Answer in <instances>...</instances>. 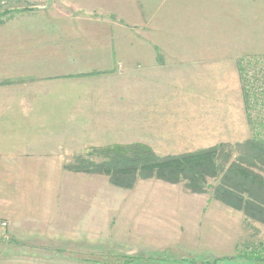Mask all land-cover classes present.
Listing matches in <instances>:
<instances>
[{
    "label": "crops",
    "instance_id": "crops-1",
    "mask_svg": "<svg viewBox=\"0 0 264 264\" xmlns=\"http://www.w3.org/2000/svg\"><path fill=\"white\" fill-rule=\"evenodd\" d=\"M160 1L61 0L20 8L1 19L0 217L10 222L9 245L26 249L17 262L4 264H107L87 256L96 252L108 258L112 248L106 245L116 242L108 233L130 234L131 243H122L130 255L164 244L154 235L165 233L164 217L158 214L159 220L151 221L153 212L140 204L124 217L122 211L112 215L106 194L86 210L76 208L72 192L54 199L58 194L52 191L49 197L56 203L42 214V204L26 195L27 185L41 184L28 178L29 170L58 169L52 176L58 183L68 158L64 154L76 149L143 142L158 153L163 150L155 148L158 138L180 141L179 134L165 129H181V124L162 122L168 114L154 104L153 96L161 95L159 82H144L136 69H149L159 74L157 79L169 73L165 62L189 51L156 50L153 44L148 47L150 42L172 39L176 31L182 38L201 39L197 33L206 27L213 32L217 26L212 18L217 3ZM130 25L141 29H127ZM108 77L114 80L108 82Z\"/></svg>",
    "mask_w": 264,
    "mask_h": 264
},
{
    "label": "rangeland",
    "instance_id": "rangeland-1",
    "mask_svg": "<svg viewBox=\"0 0 264 264\" xmlns=\"http://www.w3.org/2000/svg\"><path fill=\"white\" fill-rule=\"evenodd\" d=\"M57 1L61 0H0V21L20 8L38 4L50 6ZM212 1L217 3V13L212 16L213 22H217V26L213 25V32L206 27L201 34L197 33L201 39L196 40L192 35L182 38L181 31H176L172 39L156 38L148 45L152 47L153 44L156 50L161 47L189 51L179 60L170 57L171 61L165 62L170 67H165V71L169 73H163L157 79L155 77L159 74L149 72V69H136L139 79L160 84L157 89L161 95L153 96V99L155 106L159 107L157 111L168 114L162 122L181 124L185 128L165 129L172 136L179 134L181 139L177 142L158 138L155 148L164 150L158 152L160 155L184 154L188 150L219 143L236 144L250 139L256 129L264 130L260 126L264 118V0ZM142 26L145 31V25ZM131 27L141 29V25H130L127 29ZM159 60L163 61L162 58ZM239 64L246 70V91L250 92L251 101L248 107ZM122 76L125 79V72ZM111 78L108 77L107 81L114 80ZM94 149L101 147L93 146L80 152L76 149L64 154L68 158L64 168L59 169V177L63 180L58 183L53 180L56 175L52 179L58 169L28 171V178L41 180L37 187L27 185L26 195L42 204L39 207L42 214L50 212L49 205L56 203L49 197L52 191L58 194L54 199L61 192H72L76 208L86 210L93 208L100 194H106L112 215L122 211L125 217L133 205L140 204V208L153 212L151 221H158L159 214L168 226H165L164 234H154L164 240L163 245L151 244V249L140 250L135 255L125 254L129 249L122 245L131 243L130 234L108 233L116 240L114 247L106 245L107 249L112 248L108 258L104 259L95 252L87 256L91 261L98 259L107 264H264V223L217 199L214 187L219 180L210 179L209 186L202 193L187 189L184 181L170 183L157 178L139 179L133 187L124 188L115 185L105 174L85 173L72 168L79 155L95 162L103 160ZM36 191L41 195H35ZM85 196L89 200L84 201ZM0 220L7 222L6 227H0V264L8 263V260L17 262L26 249L18 243L9 245L13 241L7 232L10 222L2 217ZM115 236L126 238L120 241ZM46 252L42 251L43 255L47 256Z\"/></svg>",
    "mask_w": 264,
    "mask_h": 264
},
{
    "label": "trees",
    "instance_id": "trees-1",
    "mask_svg": "<svg viewBox=\"0 0 264 264\" xmlns=\"http://www.w3.org/2000/svg\"><path fill=\"white\" fill-rule=\"evenodd\" d=\"M239 68L248 107L251 101L250 92L246 91V70L241 64ZM262 121L260 126L264 128V118ZM94 150L103 160L95 162L79 155L72 168L105 174L124 188L133 187L139 179L157 178L170 183L184 181L187 189L202 193L210 179L219 180L214 187L217 199L264 223V130L256 129L244 142L219 143L178 155H160L143 142L112 144Z\"/></svg>",
    "mask_w": 264,
    "mask_h": 264
},
{
    "label": "built area",
    "instance_id": "built-area-1",
    "mask_svg": "<svg viewBox=\"0 0 264 264\" xmlns=\"http://www.w3.org/2000/svg\"><path fill=\"white\" fill-rule=\"evenodd\" d=\"M7 222L0 220V227H6Z\"/></svg>",
    "mask_w": 264,
    "mask_h": 264
}]
</instances>
